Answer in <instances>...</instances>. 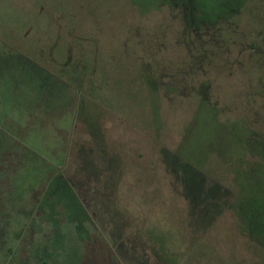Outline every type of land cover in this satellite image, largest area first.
<instances>
[{
    "label": "rangeland",
    "instance_id": "374dc122",
    "mask_svg": "<svg viewBox=\"0 0 264 264\" xmlns=\"http://www.w3.org/2000/svg\"><path fill=\"white\" fill-rule=\"evenodd\" d=\"M245 1L0 0V264H264L238 214L264 221V0ZM68 54L74 78L46 68Z\"/></svg>",
    "mask_w": 264,
    "mask_h": 264
},
{
    "label": "trees",
    "instance_id": "16d2710c",
    "mask_svg": "<svg viewBox=\"0 0 264 264\" xmlns=\"http://www.w3.org/2000/svg\"><path fill=\"white\" fill-rule=\"evenodd\" d=\"M172 2V4L174 5L173 7L177 8L179 11L181 12H186L187 11V5H185V1H188V3H192L193 5L191 6V11L195 12V4L193 3V0H170ZM190 1V2H189ZM250 0H246L245 2H248ZM186 18V15L184 14V19ZM218 18L216 19L217 22ZM188 23V22H187ZM189 24V23H188ZM208 24L205 22H202L201 17H199V14L196 16L195 19H193L190 22V28H203V26H207ZM194 31V30H192ZM80 39H82L80 37ZM50 49H52V47L54 46L53 43H50ZM70 53V52H69ZM79 55H69L68 54V60L65 63L62 64H58L53 60V57H48L49 61L46 64V68L50 71L51 69V65L52 63L55 64V66L52 68L53 70H56L60 75H63L64 73H66L65 68L68 70L70 69L71 66L76 65L75 67H73V71L71 72V74L69 75L70 78H74L76 75H78L77 73L79 71L76 70V68H78V64H76L78 62V57ZM72 60V62H71ZM79 69V68H78ZM142 76H141V80H142ZM143 81L144 78H143ZM146 83V82H145ZM82 102L79 100L77 103L78 108L81 107ZM77 120H79L81 123L83 122V124L85 125V127L88 129L89 134L92 137V145L90 146V148H88L87 150H84L83 152L87 154H89V157L92 158V155L95 156V162H100L99 164H102L104 162L103 165L106 166L107 168V162L109 161V159L106 157L108 156V151L105 145V141L104 138L102 136L101 130H100V126L94 121L93 116L91 114H88V116H86V118H84L82 115L78 116L76 118ZM3 139V136H2ZM0 139V142H4V140ZM1 148V146H0ZM80 159V158H79ZM1 158H0V166H1ZM116 177H114L115 179ZM97 180V179H96ZM106 197H108V195H105ZM237 196V192L234 194V197L231 199V201L236 200ZM255 194H252V192H250V194L248 193L247 195V199L244 200V203H246V201H251L254 200ZM244 199V198H243ZM257 200V199H255ZM230 201V202H231ZM242 201L240 202V204H238L236 206V212L238 211H243V205H242ZM239 220L241 221L242 224V231L248 236L249 238V243L253 249V252L256 255H259V253L257 252L258 250H263L264 251V221H262L260 219V213L258 212L257 209H255L254 207H252V210L248 211L247 215L242 216L239 212ZM132 245V244H131ZM172 258V257H171ZM41 264H47L45 261H43Z\"/></svg>",
    "mask_w": 264,
    "mask_h": 264
}]
</instances>
